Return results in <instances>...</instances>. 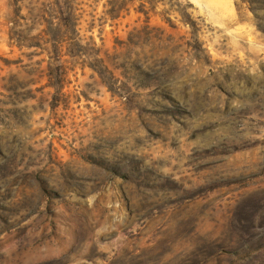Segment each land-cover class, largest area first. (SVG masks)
Wrapping results in <instances>:
<instances>
[{"label": "rangeland", "instance_id": "1", "mask_svg": "<svg viewBox=\"0 0 264 264\" xmlns=\"http://www.w3.org/2000/svg\"><path fill=\"white\" fill-rule=\"evenodd\" d=\"M261 1L0 0V264H264Z\"/></svg>", "mask_w": 264, "mask_h": 264}, {"label": "trees", "instance_id": "2", "mask_svg": "<svg viewBox=\"0 0 264 264\" xmlns=\"http://www.w3.org/2000/svg\"><path fill=\"white\" fill-rule=\"evenodd\" d=\"M260 4L262 5V8H264V1H261ZM64 19L66 20V22L69 21V18H67V17L66 18L64 17Z\"/></svg>", "mask_w": 264, "mask_h": 264}]
</instances>
